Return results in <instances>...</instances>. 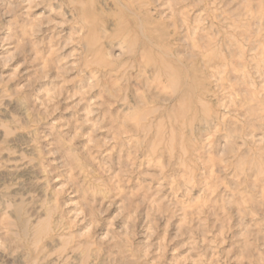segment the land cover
Instances as JSON below:
<instances>
[{"label":"rangeland","instance_id":"1","mask_svg":"<svg viewBox=\"0 0 264 264\" xmlns=\"http://www.w3.org/2000/svg\"><path fill=\"white\" fill-rule=\"evenodd\" d=\"M0 264H264V0H0Z\"/></svg>","mask_w":264,"mask_h":264}]
</instances>
